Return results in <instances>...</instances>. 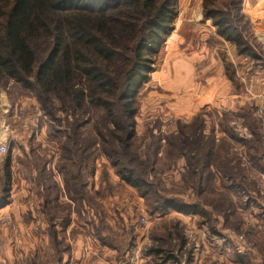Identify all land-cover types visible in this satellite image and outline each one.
<instances>
[{
  "label": "rangeland",
  "instance_id": "obj_1",
  "mask_svg": "<svg viewBox=\"0 0 264 264\" xmlns=\"http://www.w3.org/2000/svg\"><path fill=\"white\" fill-rule=\"evenodd\" d=\"M202 1L179 0L172 31L160 52L150 58L152 64L136 98L135 120L137 144L143 149L151 143L147 138L149 130L168 135L183 123H190L195 115L184 105H190L189 98L198 99L215 87L214 106L200 112L203 133L207 135L203 142L218 134L214 139L218 156L214 160L220 165L221 159L227 160V175L222 180L213 171L204 193H198L194 181L187 186L181 179L185 159L175 157L158 165L160 182L151 181L152 192L185 204H198L204 216L173 210L152 214L158 208L156 199L148 197L153 198L148 202L120 182L109 162L99 157L94 167L81 175L90 191L89 204L78 207L71 192L68 196L59 193L61 203L54 209L58 216L52 239L44 197L46 173L57 168L61 156L58 149L65 138L53 139L50 129L63 130L65 116L56 110L51 117L35 92L11 81L0 89V179L8 152L12 172L9 201L0 209V264H264V185L257 183V178L264 176V158L257 159V153L264 152V142L257 149V134L250 135L252 141L246 148L226 141L229 132L235 140L242 129L237 118V75L251 77L255 71L264 74V37L257 38L247 15L254 1L240 0V12L245 16L242 19L228 4L231 0L221 1L220 8L229 10L235 24L242 30H246L245 22L249 25L250 31L245 34L258 60L239 56L234 45L219 37L211 21L205 19ZM225 68L233 73L234 81L228 79ZM263 84L259 87L258 107L252 108V114L256 113L264 126ZM19 109L25 118L18 117ZM23 120H27L26 127L22 126ZM195 136L200 133L197 131ZM162 155L159 154L164 161ZM43 161L47 170L39 195L33 167ZM52 175L62 190L61 173ZM47 199L51 200V196ZM141 218H146L145 225ZM3 221L8 224L3 225ZM157 249L162 253L155 254Z\"/></svg>",
  "mask_w": 264,
  "mask_h": 264
},
{
  "label": "trees",
  "instance_id": "obj_2",
  "mask_svg": "<svg viewBox=\"0 0 264 264\" xmlns=\"http://www.w3.org/2000/svg\"><path fill=\"white\" fill-rule=\"evenodd\" d=\"M221 1L224 0L202 1L205 19L211 21L219 37L234 45L239 56L258 60L245 34L249 25L245 22L246 30H242L235 24L229 10L220 8ZM178 3L179 0H0V89L12 81L35 92L51 117L56 110L65 116L63 130L50 129L53 139L65 138L58 149L61 156L57 168L50 173H61L62 190L54 183V176L46 173L44 197L52 239L58 216L54 209L61 203L59 193L68 196L71 192L78 207L89 204L87 183L81 175L85 169L93 168L99 157L109 162L120 182L135 189L148 202L156 199L158 208L152 214L173 210L204 216L203 207L198 204H185L152 192L151 181L160 182L158 165L166 159L168 162L175 157L185 159L181 179L187 186L194 181L198 193H204L213 171L222 180L227 175L224 170L229 169L224 165L227 160L221 159V165L214 160L218 156L215 138L203 142L207 135L203 133L202 113L168 135L149 130L147 138L151 143L143 149L137 144L138 91L152 64L150 58L160 52L172 31ZM228 4L238 18H245L240 12V0ZM225 72L228 79L235 80L227 68ZM237 114L250 134L258 136L252 108L244 106ZM227 136L234 139L233 133ZM162 153L164 161L159 156ZM33 170L40 195L38 189L47 170L45 161L36 164ZM0 182L2 209L9 201L12 182L9 152ZM97 195L102 196L99 192ZM161 253V249L155 250V254Z\"/></svg>",
  "mask_w": 264,
  "mask_h": 264
},
{
  "label": "crops",
  "instance_id": "obj_3",
  "mask_svg": "<svg viewBox=\"0 0 264 264\" xmlns=\"http://www.w3.org/2000/svg\"><path fill=\"white\" fill-rule=\"evenodd\" d=\"M252 1L254 2L252 4L251 9L247 10L249 11L248 12L249 14L247 15L249 16L251 23H253V30H254L255 35H257V38L264 37V0H252ZM245 58H248V57H245ZM252 60L256 62V60L254 59ZM180 66L182 67V64H180ZM186 72L188 74V69H186ZM262 73L260 71L259 72L255 71L253 75H251V77H243L241 74L237 75L238 77V92H237L238 107H237V110L238 111H240L241 108L247 105L250 106L251 108L258 107L259 87H261V82L264 83V74L262 75ZM189 77L191 78V70L189 72ZM262 86H264V84ZM214 89L215 87L212 88L211 90H207L204 96L202 97L199 96L198 99L189 98V100H191V102H189L190 105L189 106L184 105V106H186L185 108H188V107L190 108L189 113L192 116L200 113L201 110L205 108H209V105H213V100H214L213 98H215V93H213ZM190 96H191V92H190ZM180 100L182 101V97H180ZM180 106H182V104H180ZM254 115L256 117V113H254ZM256 118H257V133L259 134L257 136V149H258V148H262V142H264V138H263L264 137V126L261 123V119L258 118V116ZM238 119L240 121L239 125L242 128L241 130L239 128L240 134H238L237 136L239 138L236 137V139L233 140L227 136L226 141H233L238 146L241 147L243 145L244 146L243 148H246L248 147L246 145H249V142L251 141V136H250L251 134L248 131L247 127H245L242 124V118L240 117ZM221 135L222 137L225 135L223 130H222ZM215 137H216L215 139H217L218 134H216ZM217 141L218 140H216V142ZM257 158L261 160L262 158H264V155H262V153H257ZM260 176L264 177L263 175H260ZM261 177L257 178V181H258L257 183L260 186H263L264 178H261ZM94 190L95 188L93 189V191ZM260 192L262 193V190H260Z\"/></svg>",
  "mask_w": 264,
  "mask_h": 264
},
{
  "label": "built area",
  "instance_id": "obj_4",
  "mask_svg": "<svg viewBox=\"0 0 264 264\" xmlns=\"http://www.w3.org/2000/svg\"><path fill=\"white\" fill-rule=\"evenodd\" d=\"M20 116H23V118H25L22 109H19V112H18V117H20ZM27 125H28V124H27V120H23V121H22V126H23V127H26ZM1 151H4V148H3V147H1ZM140 222H141L143 225H145V224L147 223V220H146V218H141ZM7 224H8V222L3 221V225H7Z\"/></svg>",
  "mask_w": 264,
  "mask_h": 264
}]
</instances>
